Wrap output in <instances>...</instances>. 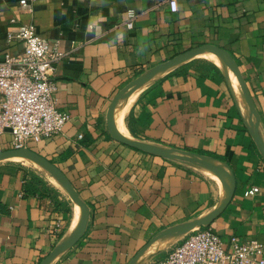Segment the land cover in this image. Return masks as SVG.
<instances>
[{
	"label": "crops",
	"instance_id": "crops-1",
	"mask_svg": "<svg viewBox=\"0 0 264 264\" xmlns=\"http://www.w3.org/2000/svg\"><path fill=\"white\" fill-rule=\"evenodd\" d=\"M176 1L172 12L169 0H45L29 5L32 11L20 0H0V56L23 51L9 35L30 23L63 53L54 97L71 118L59 134L27 148L67 176L89 216L82 237L48 264H129L159 233L205 219L225 201L230 184L226 190L215 175L197 171L198 162L140 151L109 132V108L123 88L202 46L234 58L254 113L239 106L226 76L207 57L216 53L229 66L226 56L204 51L163 71L132 104L125 129L116 114L113 128L119 137L222 164L210 169L228 167L235 180L231 199L201 227L212 229L225 245L232 237L264 243V160L253 138L258 125L264 143V0ZM130 12L136 17L127 29ZM12 149L10 133H1L0 152ZM31 178L23 165L0 158V264H41L72 237L64 238L74 207L69 221L53 204L54 198L66 200L60 193H25ZM195 229L154 242L147 251L165 239L170 245L152 261L166 257Z\"/></svg>",
	"mask_w": 264,
	"mask_h": 264
},
{
	"label": "built area",
	"instance_id": "built-area-1",
	"mask_svg": "<svg viewBox=\"0 0 264 264\" xmlns=\"http://www.w3.org/2000/svg\"><path fill=\"white\" fill-rule=\"evenodd\" d=\"M20 0L29 8L34 2ZM170 10L178 9L169 0ZM32 11V8L28 9ZM136 14L130 12L124 27H134ZM10 40L22 44V52H5L0 56V134L11 135L13 149L27 148L59 134L71 116L58 109L55 100L56 63L63 57L56 43L42 38L34 24L23 26ZM258 192V188H253ZM57 223L54 232H59ZM150 264H264V243L232 237L228 245L210 228H197L174 245L166 257Z\"/></svg>",
	"mask_w": 264,
	"mask_h": 264
},
{
	"label": "water",
	"instance_id": "water-1",
	"mask_svg": "<svg viewBox=\"0 0 264 264\" xmlns=\"http://www.w3.org/2000/svg\"><path fill=\"white\" fill-rule=\"evenodd\" d=\"M204 51H208V52H217L220 54H223L226 56L227 61L232 69V71L235 73V75L237 76L238 80H239V84L240 87L243 91V94L246 98L247 101V106L249 107L250 111L252 113H254V109L252 107L251 101H250V97L244 82V79L242 77V75L240 74V71L238 69V66L234 60V58L230 55V53H228L227 51L218 48L216 46H202V47H198L195 49H191L189 51H187L186 53L171 59L170 61H167L163 64H161L160 66H158L156 69H154L153 71H151L150 73H148L147 75L137 78L134 81H132L128 86H126L125 88H123L113 99L111 106L109 108V112H108V120H109V132L111 134V136L119 143L125 144L129 147L138 149L140 151L149 153V154H153V155H157L160 156L162 158H166V159H182V160H186L189 162H198L201 163L205 166L208 167H214L216 166V164H219L211 159H205L202 157H198L196 155L193 154H189V153H176L178 151H173V150H162L156 147H153L151 145L139 142V141H135L132 139H128V138H124V137H119L116 132L114 131L113 128V124H112V115H113V110L115 105L118 103V101L127 93H129V90L138 84H143L145 82H148L150 79H152L153 77H155L156 75H158L160 72L165 71L166 69L172 67L175 63L181 61V60H185L193 55H195L196 53H200V52H204ZM257 123H259L258 119H257ZM254 141L263 157L264 160V143L261 139V136L258 132V125L256 127L255 133L253 135ZM18 154H26L38 161H40L41 163H43L44 165H46L47 167H49L55 174L56 176L62 181V183L64 184L65 188L68 190L71 199L73 200L74 203L80 205L83 208V219H82V223L78 229V231L75 233V235L66 243H64L61 247H57L55 248L49 255H47L44 260L41 262V264H48L56 255H58L60 252H62L63 250H66L70 247H72L83 235L85 228H86V224H87V220H88V216H89V212H88V208L86 203L83 202V200L80 198L78 192L76 191V189L73 187L72 183L69 181V179L67 178V176L56 166L54 165L51 161H49L47 158L43 157L42 155L38 154L37 152L29 149V148H23V149H12L9 151H4V152H0V158H6V157H11L14 155H18ZM222 165V164H219ZM226 167V166H225ZM230 176V189L229 192L225 198V201L219 206V208L213 212L212 214H210L208 217H206L205 219H197V220H193L189 223L183 224V225H179L177 227L171 228V229H167L161 233H159L158 235H156L155 237H153L140 251H138V253L133 257V259L129 262V264H136V262L138 261L139 257L156 241H158L159 239H161L162 237L168 235V234H173V233H180L186 230H192L194 228H199L201 226H207L209 225L213 219L216 218V216H218V214L223 211V209L226 207V205L228 204V202L231 199L232 193L234 191V187H235V180H234V176L231 173V171L229 170L228 167H226Z\"/></svg>",
	"mask_w": 264,
	"mask_h": 264
},
{
	"label": "bare ground",
	"instance_id": "bare-ground-1",
	"mask_svg": "<svg viewBox=\"0 0 264 264\" xmlns=\"http://www.w3.org/2000/svg\"><path fill=\"white\" fill-rule=\"evenodd\" d=\"M207 57L209 59H211L213 62H215L218 65V67L222 70V72L224 73V75L226 76V78H227V80H228V82L230 84V87H231L232 92H233V94L235 96V99H237V102H238L239 106L246 113V111H247L246 98L244 97V94L242 93V90H241L240 85L237 83V79H234L232 77V74L234 72L231 71L232 69H231V67H229L230 65L228 66L226 64V62L224 60H222L221 56L218 55V54H211V55H208ZM146 87H148V84L141 85L135 91L131 92L130 94H128L124 98L120 99L119 103H117L115 105L114 111H113L114 113L113 114L114 115L116 114L117 122L124 129H125V125H126V117L128 115L129 110L132 107V104L134 103V101L136 100V98L138 97V95ZM116 134L118 135L117 132H116ZM10 160L13 161V162H15V163H19V164H21V165H23L25 167L34 169L40 175H42L44 178H46L49 182H51L52 184H54L56 187L64 190L65 186L62 183V181L56 176V174L49 167H47L46 165H44L40 161H38V160H36V159H34V158L26 155V154H18V155L11 156L10 157ZM194 168L197 171L201 172L202 174H204L206 176L215 175L216 178L218 179V181L224 186V188L226 190L228 189L229 184H230V178H229V175H228V172H227L226 168H224V167H216L214 169H210V168H208V166L207 167L206 166H202L199 163L196 164L194 166ZM66 191L68 192L67 189H66ZM222 200H223V196L221 195V201ZM77 205L74 207V211H76V212L79 211V207H81L80 205H78L79 207ZM81 209H82V212H81V217H80V223L78 221L79 217L77 219L74 216L73 219H72V221H71V223H70V226L68 227V229L66 231V235H65L64 238H67V237H69L71 235L73 237L75 235V233L78 231V229H79V227H80V225L82 223V219H83V208L81 207ZM176 240H178V237L173 238V242L176 241ZM169 243L170 242L168 241V239H165L156 248H154L152 250H149V251L146 250L147 252L145 251L139 257V259L136 262V264H148V263H150L152 261V259L155 257L157 251L159 249H161V248H167Z\"/></svg>",
	"mask_w": 264,
	"mask_h": 264
},
{
	"label": "trees",
	"instance_id": "trees-1",
	"mask_svg": "<svg viewBox=\"0 0 264 264\" xmlns=\"http://www.w3.org/2000/svg\"><path fill=\"white\" fill-rule=\"evenodd\" d=\"M213 66L217 71L221 72L215 65ZM24 189H25V193H30L32 195L41 194L42 191H54L55 193H59V191H57V189H55L53 185H51L50 183H48V181H46L44 178H42L41 176L35 173H32V178L27 181ZM53 200H54L53 201L54 206L57 209L66 212L68 214V219L70 221L72 211L70 209L69 203L65 200L61 201L57 198H54ZM201 228H206V227H201Z\"/></svg>",
	"mask_w": 264,
	"mask_h": 264
},
{
	"label": "rangeland",
	"instance_id": "rangeland-1",
	"mask_svg": "<svg viewBox=\"0 0 264 264\" xmlns=\"http://www.w3.org/2000/svg\"><path fill=\"white\" fill-rule=\"evenodd\" d=\"M211 54H216V53H211ZM211 54H209V55H211ZM204 55V54H203ZM207 61V60H204V59H194V61ZM207 62H209V61H207ZM209 63H211V62H209ZM211 64H213V63H211ZM214 65V64H213ZM179 67V66H178ZM175 68H177V67H175ZM174 68V69H175ZM222 73V72H221ZM233 73V72H232ZM163 75V72H160L158 75H156L155 77H153L152 79H150L148 82H145V83H143V84H150L151 82H153V81H155L156 79H157V77H161ZM223 75V74H222ZM225 77V76H224ZM232 77L234 78V79H237L236 78V76L234 75V74H232ZM237 83L239 84V82H238V79H237ZM143 84H141V85H143ZM138 86H140V84H138V85H135V86H133L130 90H129V92L131 91V90H133L134 88H136V87H138ZM233 93V92H232ZM243 93V92H242ZM235 97V96H234ZM237 100V99H236ZM26 170H28L30 173H35V174H37V175H39V176H41L37 171H35L34 169H30V168H27V167H25V166H23ZM42 178H44L43 176H41ZM46 181H48L46 178H44ZM48 183H50L51 185H53L54 187H55V189H57V191H59V193H60V195L63 197V199H66L65 201H67L68 203H69V205H70V209H71V211L73 212V207H75L76 206V204L73 202V200L71 199V196L69 195V193L66 191V189L64 188V190H62V189H60V188H58V187H56L54 184H52L51 182H49L48 181ZM79 211H80V209H79ZM76 214H77V212L75 211V214H74V216H76ZM80 213H78V215H79ZM188 233V232H187ZM182 236H184V234H182ZM163 241V240H162ZM161 241V242H162ZM177 241V240H176ZM160 244V243H159ZM159 244H155L154 246H153V249H154V247H157ZM150 250H152V249H150Z\"/></svg>",
	"mask_w": 264,
	"mask_h": 264
}]
</instances>
